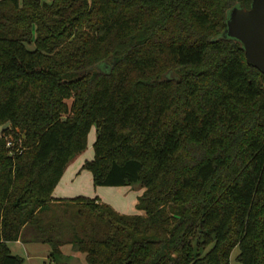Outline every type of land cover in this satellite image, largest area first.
I'll return each instance as SVG.
<instances>
[{"label": "trees", "instance_id": "trees-1", "mask_svg": "<svg viewBox=\"0 0 264 264\" xmlns=\"http://www.w3.org/2000/svg\"><path fill=\"white\" fill-rule=\"evenodd\" d=\"M252 0H0V264L11 242L85 264H264V72L226 35ZM106 65V66H104ZM83 168L139 212L54 198Z\"/></svg>", "mask_w": 264, "mask_h": 264}, {"label": "rangeland", "instance_id": "rangeland-1", "mask_svg": "<svg viewBox=\"0 0 264 264\" xmlns=\"http://www.w3.org/2000/svg\"><path fill=\"white\" fill-rule=\"evenodd\" d=\"M96 137L97 127L94 125L88 135L86 149L78 154L77 159L73 158L71 160L65 174L62 176L63 180L58 187L60 195L68 197L79 195L88 197L97 196L121 213L133 214L139 212L137 208L138 199L145 190L139 182L124 186L96 185L92 172L82 167L87 160L94 158V142ZM0 138L4 140V143L6 142V147L13 144L14 137L6 130L0 133ZM32 245L30 247L18 242H11L10 248L14 254L25 258V264H55V260L50 256V246L48 244L40 242L33 243ZM73 248L74 244L72 243L63 245L61 250L64 252V256L60 261L70 264H80L83 261V254L78 250L74 251ZM239 251V247L234 249L231 256V264H243L237 260Z\"/></svg>", "mask_w": 264, "mask_h": 264}, {"label": "water", "instance_id": "water-1", "mask_svg": "<svg viewBox=\"0 0 264 264\" xmlns=\"http://www.w3.org/2000/svg\"><path fill=\"white\" fill-rule=\"evenodd\" d=\"M226 35L242 42L246 59L264 72V0H252L250 7L237 5L228 14ZM11 121L0 126V133Z\"/></svg>", "mask_w": 264, "mask_h": 264}, {"label": "crops", "instance_id": "crops-1", "mask_svg": "<svg viewBox=\"0 0 264 264\" xmlns=\"http://www.w3.org/2000/svg\"><path fill=\"white\" fill-rule=\"evenodd\" d=\"M78 156H79V155H77L76 157L78 158ZM76 157H75V158H76ZM77 158H76V159H77ZM68 166H69V165H68ZM82 167H83V165H82ZM80 168H81V167H80ZM81 169H82V168H81ZM66 170H67V168H66ZM66 170H65V172H66ZM65 172H64V174H65ZM74 172H75V171H74ZM79 172H80V171H79ZM62 180H63V177H62V179L60 180L59 184L56 186V188H55L54 191H53L52 196H53L54 198H70V197H68V196H62V195H60L61 193H59V191H58V187H59V185L61 184ZM16 242L21 243V244H24V245H29L30 247L33 246V245H32L33 243L25 244V243H22L20 240H19V241H16ZM73 250L75 251L76 248H73ZM62 253L64 254L63 251H62ZM82 259H83V261H81L80 264H85L84 258H82ZM54 263H55V264H70V263H67V262H65V261H60V258H59L57 261H55Z\"/></svg>", "mask_w": 264, "mask_h": 264}, {"label": "built area", "instance_id": "built-area-1", "mask_svg": "<svg viewBox=\"0 0 264 264\" xmlns=\"http://www.w3.org/2000/svg\"><path fill=\"white\" fill-rule=\"evenodd\" d=\"M10 143H12V142H10Z\"/></svg>", "mask_w": 264, "mask_h": 264}]
</instances>
